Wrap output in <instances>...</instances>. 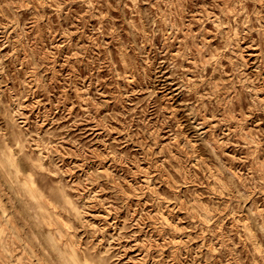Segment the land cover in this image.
<instances>
[{
  "label": "rangeland",
  "instance_id": "rangeland-1",
  "mask_svg": "<svg viewBox=\"0 0 264 264\" xmlns=\"http://www.w3.org/2000/svg\"><path fill=\"white\" fill-rule=\"evenodd\" d=\"M66 248L264 264V0H0V264Z\"/></svg>",
  "mask_w": 264,
  "mask_h": 264
},
{
  "label": "bare ground",
  "instance_id": "bare-ground-1",
  "mask_svg": "<svg viewBox=\"0 0 264 264\" xmlns=\"http://www.w3.org/2000/svg\"><path fill=\"white\" fill-rule=\"evenodd\" d=\"M27 190L33 194V190L31 187H27ZM53 243L55 245H57V243L54 241L53 238H51ZM62 261L65 263V264H80L79 261H78V258L76 256V254L74 253V250H72L71 248H66V250L64 252H62Z\"/></svg>",
  "mask_w": 264,
  "mask_h": 264
}]
</instances>
